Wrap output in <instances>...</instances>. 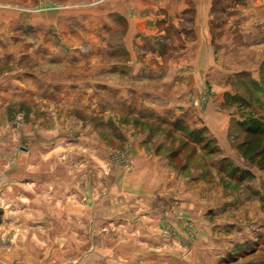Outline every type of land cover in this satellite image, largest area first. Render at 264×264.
<instances>
[{
  "label": "rangeland",
  "instance_id": "rangeland-1",
  "mask_svg": "<svg viewBox=\"0 0 264 264\" xmlns=\"http://www.w3.org/2000/svg\"><path fill=\"white\" fill-rule=\"evenodd\" d=\"M151 1L160 4L161 0ZM196 1L201 10L197 13L161 14L133 12L134 2L130 3V0H0V76L3 75L9 88L15 85L14 91H6L0 99V148L5 146L6 150L11 145L9 154L2 159L26 168L28 165L36 166L40 172L38 175L52 176L58 183L59 180H67L69 211L77 212L76 202L79 201L86 204V212L90 209L89 212L94 210L107 216H118L111 221L103 219L94 223L104 235V243L125 245L123 215L133 213L137 207L131 204L133 201L138 199L141 202L139 193L145 196L147 193L133 189L115 168L123 174L141 160L151 159L149 156L136 158L138 152L134 145L148 125L138 121L132 122L135 126L130 125L129 118L111 111L75 109L56 102L58 100L54 96L46 99L45 93L30 92V85L41 80L85 81L89 84L98 75H101L98 78L100 82L109 83L114 79L109 74V65L126 58L124 42H132L134 53L147 55L157 42L165 48V53L170 54L168 47L172 40L185 41L192 56H197V64L202 63L200 56L203 52L212 54L213 50L211 67L220 75L217 79H208L206 85L209 86L192 94L190 101L197 112V123L224 116V134L220 141L208 139L207 134H202L205 130L198 127L194 139L184 140L179 136L185 132L180 126L174 125L176 129L173 132L178 136L169 134L172 125L160 129L153 127L162 135L154 136L142 149L146 153L158 149L153 155L159 163L161 153L171 152L169 163L183 168L177 192L189 202L177 204L169 217L159 219L158 231H155L158 246L148 244L141 247L134 241V247L139 251L148 248L162 250L165 255L178 254L179 264H264V169L249 164L237 150L243 137V131L237 124L241 110L238 103L230 104L231 95H245L248 88L256 92L253 82L264 83V29H260L254 39L245 38V43V35L240 32L242 19L254 17V3L259 2L260 6L255 8L256 12L264 14V0ZM114 5L126 7L131 12H109ZM157 15H164L167 21L155 26ZM178 15L179 21L176 19ZM148 16L152 19L147 20ZM142 18L148 21L145 28L148 35H131L128 22L131 24L132 20ZM194 22L197 24L194 33L187 30L179 36V26L187 28L194 26ZM204 33L208 43L200 37ZM163 62H166L165 57ZM186 68L183 66L180 71ZM100 92L103 97L108 96L106 92ZM259 94L256 103L252 102L251 110L261 113L264 108L260 109L257 104L262 102L264 107V94ZM211 101L216 104L214 108L209 103ZM218 111L220 114L217 115ZM20 131H30L31 136L36 134L42 140H21ZM4 138L5 145L2 144ZM224 154L226 157H222ZM214 164L221 166L220 171L213 173L206 167ZM45 167L54 170L52 175L45 173ZM194 175L196 178H192ZM110 176H113V182L117 181L116 192L105 187ZM112 183L108 187L112 188ZM93 184L97 187L92 188ZM92 193L98 206L90 208L87 201ZM130 194L139 198H131ZM115 201L118 202L117 210ZM112 204L113 211L110 212L108 206ZM166 209H171V206H166ZM69 224L70 236L66 238L74 248L66 247L59 255L64 260L73 261L83 249L93 246L92 237L88 236L89 221L85 222L83 237L77 236L72 228L76 221ZM15 233L17 229L12 225H6L4 232L0 233V264H19L18 260L4 263L2 260V254L7 256L12 252ZM62 239L65 241L64 236ZM77 239L84 240V248H75ZM100 239L97 237L99 246Z\"/></svg>",
  "mask_w": 264,
  "mask_h": 264
},
{
  "label": "crops",
  "instance_id": "crops-1",
  "mask_svg": "<svg viewBox=\"0 0 264 264\" xmlns=\"http://www.w3.org/2000/svg\"><path fill=\"white\" fill-rule=\"evenodd\" d=\"M146 1L130 0V3L134 2L135 8L133 12L169 14L180 13L181 11L194 13L201 11L197 7L196 0H178L179 4L177 0H161L160 4H155L151 0ZM181 2L183 3L180 4ZM175 4L180 6L176 7ZM254 4L256 5L253 9L254 17L250 20L248 17H244L240 23L241 35H245L243 43L246 42L245 38L252 37L254 39L259 34L260 29H264V24L262 25L264 22L262 16L264 17V14L261 11L256 12L255 8L257 6L260 7L259 2ZM117 7V5L112 6L109 12H114L115 14L119 12H131L126 7ZM256 16L257 19H255ZM179 18L180 15L176 19L179 21ZM150 19L152 18H147V20ZM147 20L144 18L139 20L134 19L131 21V24L127 21L131 35L139 36V33H146L148 35L149 32L145 29ZM164 20H166L164 15H157L154 19V22H156L155 26ZM171 23L173 22L171 21ZM194 23V26L192 24V26H186L187 28L179 26V36L183 31L186 33L187 30H191L194 33V28H197L195 27L197 25L196 22ZM157 27H155V31L159 28ZM162 29L164 31V26ZM206 32H208V21ZM200 37L208 43L205 33L203 36L201 34ZM210 41H212V38H210ZM124 43L126 58L109 65V74L114 77L113 81H109V83L100 82L98 78L101 75H98L97 78L93 77L92 82L89 84L85 81L69 82L60 80L54 82L41 80L37 84L30 85L29 91L45 93L44 98L46 99L53 98L54 96L58 100L56 102L69 105L75 109L83 110L88 108L96 112L111 111L117 115L124 116V118H129L128 120L131 121L130 125L133 121L148 125L142 131V137L136 138L134 145L138 152L136 153V158L138 156H141L140 158L149 156L151 159L149 161L141 160L138 165L134 166L129 172H123V174L121 170L115 168V171L121 174L120 176L124 178L126 183H131L133 189H136L137 192L138 190H145L147 193V196L144 193H139L141 195L140 198H142L141 202H138L137 198L139 196L136 197L134 194H130L131 198L137 199V202L133 201L134 203H131L136 204L137 209L135 208L133 213L126 212L123 215L125 220V230L123 231L125 245L120 243L118 245V242L104 243L102 240L104 235L94 223V221L103 219L111 221V219H117L116 217L118 216H110V214L107 216L94 210L89 212L90 209L86 212V204L79 203V201L76 202L77 212H70L68 206V181L59 180L58 183L57 180L54 181L52 179V176L38 175L40 172L36 170L38 169L36 166L28 165L26 168L25 165L21 166L18 163L7 162L5 158H2L6 157L11 150V145H8L9 148H6V150L5 146L0 148V233L4 232L6 225L15 227L17 233H15L16 239L11 247L13 248L12 252L7 256H3L2 254L3 263L10 260H18L19 264L180 263L178 254L167 253L165 255L166 252L162 250L159 252L157 249L150 250L148 248L139 251L138 248L134 247V241L135 243L138 242L141 247L148 244L158 246L155 231H158L159 219H166V216L169 217L174 212L177 204L183 205L189 202V200H185V196L177 192L181 186L180 172L183 171V168L181 166H172L169 163L168 156H170L171 152L168 150L165 154L161 153L159 163L157 158L154 157L155 155H153L158 149L155 148L153 151L151 150V153H146L147 151L142 149V146L150 142L154 136L162 135L158 134L157 130H154V126L160 129L165 125L167 127L168 125H172L170 127L172 131L169 134L177 136L179 134L173 132L176 129L174 125L177 128L181 127L180 129H183L185 132L184 135L180 134L179 136L184 140L194 139L198 127H202L199 129L201 131L205 130L202 134H207L210 137L208 139L214 138L220 141L225 128V122H223L224 116L218 115L220 114L218 111L216 112L218 117L216 116L215 119H211L210 122L207 121L206 123V120L203 119L202 122L198 121L197 123V112L190 101L192 94L200 91L205 86H209L206 85L208 79H217L220 72H213L211 67L213 64V50L212 54L211 52L210 54L203 52L200 56L202 63L197 64V56H192L185 41L177 42L172 40L168 47V50L170 49L171 51L170 54L165 53V48H162L159 42H157L149 49V54L147 55L140 52V54H137L138 52L134 53V49L131 46L132 42L129 44L128 42ZM164 57L166 58L165 63L163 62ZM183 66L184 68L187 66V68L180 71ZM14 88L15 85L12 88L6 86L3 75L0 76V99L1 96L3 97V94L7 93L6 91H14ZM100 91L106 92L108 96L103 97ZM209 103L213 108L216 105L212 101ZM1 104L0 100V106ZM114 122L115 124L117 123L115 120ZM132 125L135 126V123ZM204 126L206 128H203ZM29 132H18L19 138L21 140H29V142H41L42 139L40 137H37L36 134L31 136L32 134L30 135ZM9 139L7 140L10 141ZM2 141V144L5 145V138ZM45 145L47 146V144ZM44 149L47 148L45 147ZM21 156L20 153L19 157ZM222 157H226V155L224 154ZM206 167L211 172L216 173L215 171H220L221 166L214 164ZM47 168L45 167V173L52 175L54 170H47ZM110 177L109 183L105 182V187L108 191L112 189V192L114 190L116 192L117 181L113 182V176ZM154 178H158L159 180H155ZM192 178H196V176L194 175ZM111 183L112 188L110 186L109 188L108 185ZM190 183H193V181L191 180ZM95 186L96 184H93L92 188H95ZM81 187L85 188L84 185H81ZM96 200L95 195L92 193L90 199L87 201L90 208L91 206H98ZM55 205H59L60 208H57ZM115 205L117 210V201H115ZM166 206H171V209H166ZM108 207H110L109 211L112 212L113 204ZM128 220L135 224H129ZM70 221H73V223L76 221L77 224L73 225L72 228L75 230L77 236L80 237L85 235V222L89 221L88 236L92 237L91 243L93 246L92 248L83 249L81 255L73 261L64 260L62 255H59L60 251L66 247L74 248L73 245H69V241L66 238L70 236L68 232ZM63 236L65 237V241L62 239ZM97 237L101 238L100 246L97 245ZM56 238H60V240L57 241ZM83 243L84 240L77 239L76 244H74L75 248H84Z\"/></svg>",
  "mask_w": 264,
  "mask_h": 264
},
{
  "label": "trees",
  "instance_id": "trees-1",
  "mask_svg": "<svg viewBox=\"0 0 264 264\" xmlns=\"http://www.w3.org/2000/svg\"><path fill=\"white\" fill-rule=\"evenodd\" d=\"M263 84L255 81L253 85L256 92H253L252 88H248L245 95L235 94L230 97L232 98L230 104L238 103L241 110L240 120L237 124L243 131V137L237 145V150L249 164L262 170L264 169V110L259 113L251 110V107L252 102L256 103L260 98L259 93L264 94ZM258 104L260 109L264 108L262 102Z\"/></svg>",
  "mask_w": 264,
  "mask_h": 264
}]
</instances>
